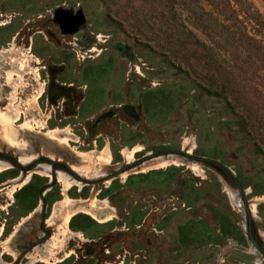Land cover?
<instances>
[{
    "label": "rangeland",
    "instance_id": "1",
    "mask_svg": "<svg viewBox=\"0 0 264 264\" xmlns=\"http://www.w3.org/2000/svg\"><path fill=\"white\" fill-rule=\"evenodd\" d=\"M227 2L230 16L214 7ZM9 43L0 56V116L11 101L16 146L25 147L0 139V161L11 164L0 168V264H264V0H0V49ZM56 127L70 128L76 150L108 146L104 175L71 172L70 164L90 173L98 165L49 143L45 134ZM185 136L196 141L187 159L202 170H134L146 153L182 148ZM124 147L135 150L129 162ZM21 153L32 154L29 163L19 162ZM199 157L227 165L245 200L235 180ZM40 163L51 165L50 175L36 172ZM57 170L82 186L64 189ZM65 194L106 199L111 218L78 211L67 223L77 235L54 244L69 210ZM256 196L263 198L251 212Z\"/></svg>",
    "mask_w": 264,
    "mask_h": 264
},
{
    "label": "bare ground",
    "instance_id": "2",
    "mask_svg": "<svg viewBox=\"0 0 264 264\" xmlns=\"http://www.w3.org/2000/svg\"><path fill=\"white\" fill-rule=\"evenodd\" d=\"M13 47H14V43H9L8 47H4L3 49H0V56L7 55L13 49ZM8 62L11 65H13L15 67H19V68H22V65H23V62H19L16 58H14L12 56L8 59ZM40 95H41V90H39L37 92V94L34 98L35 102H36V97H39ZM10 106H11V101H9V103H6V109L10 110V111L9 112L5 111V112L1 113V116H0V125H1L0 126V129H1V132H0L1 138L0 139H1V144L3 143L4 145H6L9 148H15V146L17 145V143H16V138H17L16 132H17V130H16V128H14L13 122H14V119H16L18 117L19 112H18V109H12V107H10ZM12 112H14L13 115H12ZM9 113H11V115ZM20 119H21V116H20ZM44 122H45V120L41 121L40 124L44 125ZM25 125H29V124L26 123ZM46 125H47V123H46ZM46 125H44V126H46ZM62 132L64 133V135L60 136V134ZM71 133L72 132L70 131V128L69 129H67V128L59 129L56 127V128L51 129V130H48L46 132L45 136H47L49 143H51V144L53 143V144H55V146L59 145L65 149H67V151L69 150L70 152H72L75 155H85V156H88L89 158L95 157L97 165H98V169L95 170L93 173H90L91 169L86 165L85 166L84 165L79 166V165H75V164H70L69 167L73 171H76L81 176L97 177V176H100L103 173H105V171L107 170L106 166L111 164V159H112V153H111L109 147L104 146L102 149L97 150L96 154L92 151L85 153L83 151L76 150V149H74L73 146L71 147L68 144V141L71 139L69 136V135H71ZM51 144H49V145H51ZM181 145H182V148L184 151L191 153L196 147V141L193 138V136H185L182 139ZM16 147L17 148H15V149H17V150L24 148L25 147V141H23L22 144H20ZM68 147H69V149H68ZM134 151H135L134 149H129V148L124 147V148H122L121 153L124 156L125 160L127 162H129L133 159ZM46 153L50 157H54L55 155H57V154H54L53 152H46ZM49 156H46V157L50 158ZM59 156H60V154H59ZM18 158H19V162L21 164L29 163L30 159L32 158V154L31 155H25V154L23 155V153H21ZM50 159H52V158H50ZM181 163L185 164L187 168H191L193 170H202L201 165L199 163L194 162L192 160H189L186 157H184L180 154L174 153V152L167 153L164 155H159V156L153 157L149 160H146V161H144V163H142L139 167H137L134 170L146 171L148 169L161 168V167H166V166L171 165V164H181ZM114 165H117V163ZM1 166H6L9 169V167H11V164L8 162L2 163L0 161V168H1ZM36 172L41 174V175H45V176L50 175L51 165L48 163H40L39 168L36 169ZM56 173L62 179L64 189H67V185L72 181L73 182L75 181L77 184H79L80 187L82 186V183L80 181L74 179L68 173H66L64 171H60V170H57ZM30 175H31L30 172L26 173L23 176V178L21 180H19V182L14 183V186L17 187V186H20L23 183L27 182L30 178ZM122 177L124 178L125 175L123 174ZM18 178H19V176L15 177L13 180H18ZM106 183L108 185L109 180H107ZM224 184H225L224 190H225V193L228 196L229 200L232 202H237L234 189L232 187H230L227 183H224ZM246 191H249V188H247ZM262 198H263L262 196H256L252 199V202L250 203L251 212L255 211L256 202ZM63 201H64V203L68 204L69 210L67 211V213L64 216L63 223L61 225H57V227H56L57 231L49 239V240H52L54 244H57L61 240V238H63L65 235H67L69 233H73L74 236L77 235V234L75 235V232L70 230L67 223H68L70 217L78 211H83L85 213H88L89 215H91L92 217L97 218V219L99 216L104 214V216L99 217L98 220H100V221H107L111 218L109 213L106 212L108 210V208H111L108 201L106 199H98L95 197L94 194L90 198H87V199H74V198H71L65 194ZM110 212H112V211H110ZM53 214H54V212H53ZM54 219H55L54 215H52L49 218L48 221L50 222V224H54ZM56 247H57V245H56ZM32 263H33V261H30L28 264H32Z\"/></svg>",
    "mask_w": 264,
    "mask_h": 264
},
{
    "label": "trees",
    "instance_id": "3",
    "mask_svg": "<svg viewBox=\"0 0 264 264\" xmlns=\"http://www.w3.org/2000/svg\"><path fill=\"white\" fill-rule=\"evenodd\" d=\"M219 6H214L215 8L217 7L219 12L224 15V16H230V12H232L235 7L231 4V2H227V3H224V4H218ZM186 20V18H185ZM187 21V20H186ZM185 23V22H184ZM185 25V24H184ZM207 93L211 96H214L216 98H218L224 105L225 109L231 113V114H234L236 115V110L234 108V105L233 103L231 102V100L227 99L226 96L223 95V93L221 91H219L217 88H214V87H210L208 88L207 90ZM239 125H240V129L242 131H246V124H245V120L243 118H240L239 119ZM210 162V161H209ZM211 164H213V167L224 177L226 178L228 181H230L231 183L234 182V178L233 176L228 172L226 171L223 167L213 163V162H210ZM54 167H57V166H54ZM62 168L64 169H67L66 165H63L61 164ZM236 184V183H235ZM252 235L253 237L255 238V240L257 241L258 244H260V241H259V238L257 237V235L252 231Z\"/></svg>",
    "mask_w": 264,
    "mask_h": 264
},
{
    "label": "water",
    "instance_id": "4",
    "mask_svg": "<svg viewBox=\"0 0 264 264\" xmlns=\"http://www.w3.org/2000/svg\"><path fill=\"white\" fill-rule=\"evenodd\" d=\"M167 153H169V152H167V151H162V152H158V153H151V152H149V153L144 154V156H142V158L139 159V160H137V161L148 160V159H150V158H153V157H156V156H159V155H164V154H167ZM174 153L180 154V155H182V156H184V157H186V158H187V157H195L193 154L188 153V152L184 151V150L181 149V148L174 149ZM199 158H200V159H204V160H208V161H210V162H213V163H215V164H217V165L223 167V168H224L226 171H228L231 175H232V173H233L232 170H231L227 165L221 163V162L218 161V160H214V159H210V158H206V157H199ZM135 162H136V161H135ZM135 162L130 163V165H131V164H134ZM128 166H129V164L125 165L123 168H126V167H128ZM51 169H52V168H51ZM52 170H53V169H52ZM69 170H70L71 172L74 173V171H73L71 168H69ZM99 181H100V180H99ZM235 182H236L237 186H239L240 191L242 192L243 190H242V188L240 187V185L238 184V182L236 181V179H235ZM242 193H243V192H242ZM243 200H245V195H244V193H243ZM244 204H246V202H244ZM247 236H248L250 242H251L254 246L259 247V244L257 243V241L255 240V238L253 237L252 232H251L250 229H249L248 232H247Z\"/></svg>",
    "mask_w": 264,
    "mask_h": 264
},
{
    "label": "flooded vegetation",
    "instance_id": "5",
    "mask_svg": "<svg viewBox=\"0 0 264 264\" xmlns=\"http://www.w3.org/2000/svg\"><path fill=\"white\" fill-rule=\"evenodd\" d=\"M151 159V158H150ZM149 160V159H148ZM37 163V162H36Z\"/></svg>",
    "mask_w": 264,
    "mask_h": 264
}]
</instances>
